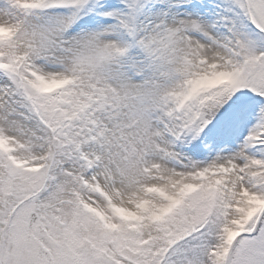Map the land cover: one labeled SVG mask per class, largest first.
Masks as SVG:
<instances>
[{"label": "snow or ice", "instance_id": "6c2138e0", "mask_svg": "<svg viewBox=\"0 0 264 264\" xmlns=\"http://www.w3.org/2000/svg\"><path fill=\"white\" fill-rule=\"evenodd\" d=\"M0 264H264V0H0Z\"/></svg>", "mask_w": 264, "mask_h": 264}]
</instances>
